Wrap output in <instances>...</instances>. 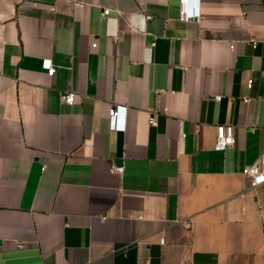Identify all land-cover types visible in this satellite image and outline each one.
Returning a JSON list of instances; mask_svg holds the SVG:
<instances>
[{"label": "crops", "instance_id": "obj_1", "mask_svg": "<svg viewBox=\"0 0 264 264\" xmlns=\"http://www.w3.org/2000/svg\"><path fill=\"white\" fill-rule=\"evenodd\" d=\"M194 2L0 0V264H264V0Z\"/></svg>", "mask_w": 264, "mask_h": 264}, {"label": "built area", "instance_id": "obj_2", "mask_svg": "<svg viewBox=\"0 0 264 264\" xmlns=\"http://www.w3.org/2000/svg\"><path fill=\"white\" fill-rule=\"evenodd\" d=\"M181 5L183 6L182 12L180 14V20L189 22L195 21L199 19V14L192 13L190 11H185L184 6L187 4V0H180ZM194 3H197L196 0ZM109 11H104L103 15H108ZM155 45V44H154ZM153 45V46H154ZM96 44L92 45V48H95ZM233 49V47H231ZM43 67L47 71L48 76H52L55 73L54 66L51 60H45L43 62ZM251 86V83L249 84ZM217 101H220V97L216 98ZM76 101V94L74 92L65 93L61 97L62 104L72 105ZM127 107L122 105H113L108 114L109 121V130L112 132H124L125 131V115H126ZM150 125L155 126V122L153 119L150 120ZM235 145V136H234V127L232 125H219L216 127V140L214 144V151L216 152H224L227 149L233 147ZM261 161L253 164L248 167L244 174L246 177L252 179L251 188L254 189L264 184V171L260 168ZM111 170L117 174H122L123 167H118L115 164L111 165ZM165 242L164 239L160 241L161 245ZM22 247V246H20Z\"/></svg>", "mask_w": 264, "mask_h": 264}, {"label": "water", "instance_id": "obj_3", "mask_svg": "<svg viewBox=\"0 0 264 264\" xmlns=\"http://www.w3.org/2000/svg\"><path fill=\"white\" fill-rule=\"evenodd\" d=\"M119 164H121V163L119 162Z\"/></svg>", "mask_w": 264, "mask_h": 264}]
</instances>
